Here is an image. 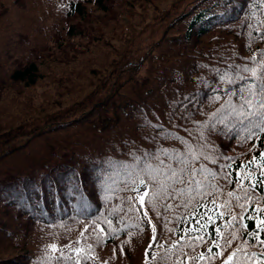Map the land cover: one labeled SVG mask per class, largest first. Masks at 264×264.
Segmentation results:
<instances>
[{"label": "trees", "instance_id": "obj_1", "mask_svg": "<svg viewBox=\"0 0 264 264\" xmlns=\"http://www.w3.org/2000/svg\"><path fill=\"white\" fill-rule=\"evenodd\" d=\"M0 250L264 264V0H2Z\"/></svg>", "mask_w": 264, "mask_h": 264}, {"label": "rangeland", "instance_id": "obj_2", "mask_svg": "<svg viewBox=\"0 0 264 264\" xmlns=\"http://www.w3.org/2000/svg\"><path fill=\"white\" fill-rule=\"evenodd\" d=\"M2 1V0H1ZM0 1V2H1ZM4 2L6 0H3ZM9 1V7H10V2H20V0H8ZM158 3V2H157ZM155 2V4H157ZM20 7H24L23 5H21V3H19V6L17 7L16 5H14L13 9H10L11 12L9 14V16L7 18H9V22L8 23H13L12 21L15 19V16L18 15V13L20 12ZM161 8H164V4H162V6H160ZM139 11V10H138ZM12 19V20H11ZM1 24H4L3 22H1ZM7 24V23H6ZM5 25V24H4ZM14 53V52H13ZM16 57V55H15ZM57 102V101H56ZM52 105H48V107H50ZM14 257V252H11L10 250H0V259H5V258H10L12 259Z\"/></svg>", "mask_w": 264, "mask_h": 264}]
</instances>
